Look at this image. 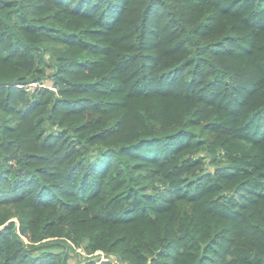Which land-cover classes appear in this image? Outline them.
Returning <instances> with one entry per match:
<instances>
[{"label": "trees", "instance_id": "trees-1", "mask_svg": "<svg viewBox=\"0 0 264 264\" xmlns=\"http://www.w3.org/2000/svg\"><path fill=\"white\" fill-rule=\"evenodd\" d=\"M73 255L264 264V0H0V264Z\"/></svg>", "mask_w": 264, "mask_h": 264}, {"label": "rangeland", "instance_id": "rangeland-1", "mask_svg": "<svg viewBox=\"0 0 264 264\" xmlns=\"http://www.w3.org/2000/svg\"><path fill=\"white\" fill-rule=\"evenodd\" d=\"M29 86V87H28ZM27 86V88L28 89H30V90H32L34 87H35V84H32V85H28ZM211 168H213L212 166H210ZM77 251H80V250H78L77 249ZM83 260V258H81V257H77L76 255H73L72 257H71V264H78V262H80V261H82Z\"/></svg>", "mask_w": 264, "mask_h": 264}]
</instances>
